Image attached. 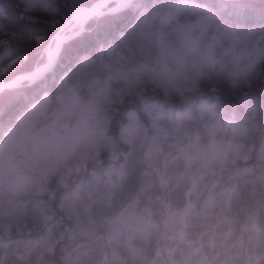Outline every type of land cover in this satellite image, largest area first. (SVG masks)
<instances>
[{
    "label": "trees",
    "instance_id": "trees-1",
    "mask_svg": "<svg viewBox=\"0 0 264 264\" xmlns=\"http://www.w3.org/2000/svg\"><path fill=\"white\" fill-rule=\"evenodd\" d=\"M74 63L68 62L60 70L62 75L43 83L0 90V144L41 99L47 100L46 110L50 111L57 97L66 94L64 88L76 93L68 74ZM124 65L118 71L114 69L122 73ZM6 81L0 78V83ZM114 87L119 92L123 81L118 79ZM217 94L219 101L209 85L200 92H185L183 96L179 92L165 94L162 88L153 87L142 90L140 96L120 92L109 109L111 141L103 145L93 143L94 153L87 149L85 156L69 162L60 171L51 172L43 180H30L15 199L24 211L17 210L14 214L6 210L0 214L1 258L4 261L13 258L3 264H63L64 250L72 244L75 235L74 220L92 214L91 209H85L65 193L90 182L97 172L106 168L126 169L111 215L119 214L129 204L140 208L145 194L164 197L163 204L152 215L156 225L163 219L164 205L169 212L182 214L183 227L175 228L171 238L167 233L151 238L150 227L146 233L134 234L124 242L125 250L131 248L124 257L126 264H132L137 257H143L147 264H193L192 256H202L200 264H264V196L254 192L258 184L253 175L256 154L264 145V83L236 88L231 82H222L217 85ZM78 97L86 100L84 92ZM188 107L213 112L215 120L207 126L212 127L213 134L208 135L221 143L227 139L221 135V129L229 123L239 127L254 116L257 132L249 156L224 163L217 175L205 174L196 179L194 186L184 187L180 186L182 181L172 177L171 169H166L158 149H149L142 161L130 167L132 146L142 133L150 131L165 111ZM202 139L207 142L206 137ZM28 170L25 172L29 175L37 174L34 169ZM195 189L203 190L207 197L212 195V199L195 207L192 203L197 196ZM170 191L171 195H166ZM189 216L196 217L192 226L186 223ZM175 223L176 219L169 217V224ZM145 234L149 237L146 242ZM49 247L51 251L46 250Z\"/></svg>",
    "mask_w": 264,
    "mask_h": 264
},
{
    "label": "clouds",
    "instance_id": "clouds-1",
    "mask_svg": "<svg viewBox=\"0 0 264 264\" xmlns=\"http://www.w3.org/2000/svg\"><path fill=\"white\" fill-rule=\"evenodd\" d=\"M143 3L146 7L142 11L150 12L155 7L165 14L169 11L174 14L163 22L157 20L142 37L132 41L122 73L110 68L106 58L100 60L95 56L91 57V62H75L68 70L76 95L80 92L86 94V100L79 104V111L85 117V131L94 144L103 145L111 141L112 137L108 134L109 109L120 92L140 96L145 88H162L157 84L152 69L166 66L165 74L177 85L185 81L193 82V87L184 92L162 88L165 94L179 92L183 96L185 92H200L205 85L222 82L233 85L231 77L218 79L216 69L223 65L228 73H234L251 59L245 45L226 55L224 49L228 44L223 41L214 44V30L205 34L196 30L193 39L186 41L184 25L192 18L191 10L185 6L186 0H143ZM253 38L264 44V31L258 29ZM118 79L123 81L119 92L114 87ZM72 99L70 89L67 102L71 103ZM214 120L212 111L196 107L165 111L153 128L143 132L133 144L130 167L142 161L149 149H158L160 160L166 169H171L172 177L194 186L198 177L217 175L222 164L246 159L257 132L254 116L239 127L229 123L221 129V135L227 138L224 143L208 135L207 126ZM202 137L207 138L206 143ZM256 160L253 175L258 188L254 192L264 196V145L257 152ZM54 164L47 157L41 158L37 179L43 180L42 171ZM125 171V168L101 169L90 182L77 185L65 193L66 197L82 204L85 209H91L92 214L74 220L75 235L72 244L64 250L63 264H126L124 257L127 252L122 245L134 234L146 233L151 227V238H158L161 233H167L171 238L175 228L183 227L180 222L182 214L169 212L167 205H164L159 225L152 221L153 212L164 200V197L155 194L143 195L140 208L129 204L121 208L119 214L111 215V206L122 190ZM15 179L6 168L0 169V189L7 190ZM166 195H171V191ZM169 217L176 219L174 225L169 224ZM195 220L196 217L189 216L186 223L192 226ZM148 238L145 234V242ZM46 250L51 251V248ZM191 259L193 264H200L203 257L192 256ZM132 264H147V261L137 257Z\"/></svg>",
    "mask_w": 264,
    "mask_h": 264
},
{
    "label": "snow or ice",
    "instance_id": "snow-or-ice-1",
    "mask_svg": "<svg viewBox=\"0 0 264 264\" xmlns=\"http://www.w3.org/2000/svg\"><path fill=\"white\" fill-rule=\"evenodd\" d=\"M185 6L192 13L184 25L186 41L196 30L200 34L214 30L213 43L228 44L226 55L242 45L249 50L246 66L228 73L220 65L218 79L231 77L236 88L264 83V44L253 38L258 29L264 31V0H186ZM145 7L143 0H0V78L8 81L0 87L12 89L21 81L43 83L62 75L68 62H91L93 56L107 57L109 67L118 71L128 61L132 41L157 20L174 14L155 7L142 11ZM152 71L165 90L184 92L193 87L191 81L177 85L165 74L166 66ZM209 89L219 101L217 84Z\"/></svg>",
    "mask_w": 264,
    "mask_h": 264
},
{
    "label": "rangeland",
    "instance_id": "rangeland-1",
    "mask_svg": "<svg viewBox=\"0 0 264 264\" xmlns=\"http://www.w3.org/2000/svg\"><path fill=\"white\" fill-rule=\"evenodd\" d=\"M8 81L0 83L6 85ZM30 85V81H21L15 88L22 85ZM7 87H0V90ZM70 89H63L65 95L57 97L53 110H46L48 102L41 99L32 106L18 121L16 127L9 133L3 143L0 144V169H7L9 174L16 179L10 187L0 189V214L3 211L16 213L24 211L23 205L18 204L15 199L19 190H22L30 180L37 179V174L29 175L25 171L39 168L41 158L47 157L55 162L54 166L42 171L43 177L52 174L51 172L60 171L66 164L78 160L86 155V152H95L93 142L85 131L86 120L79 111V104L84 101L77 98L76 93L72 92V102H67V95ZM213 134L212 127L208 128V134ZM93 147V149H92ZM87 149H91L87 151ZM181 182V181H180ZM182 181L180 186L184 187ZM196 200L192 201L195 207H201L212 199V195L206 196L203 190L197 191ZM220 188L219 194L222 192ZM202 196V198H201ZM141 238H143L141 236ZM131 248L126 249L130 252ZM17 254H20L19 252ZM17 254L16 257L18 256ZM17 258H20L17 257ZM8 258L4 261L1 258L0 264L12 261Z\"/></svg>",
    "mask_w": 264,
    "mask_h": 264
}]
</instances>
